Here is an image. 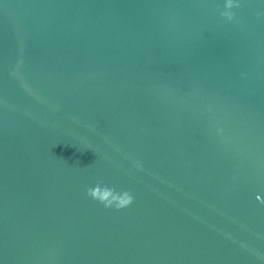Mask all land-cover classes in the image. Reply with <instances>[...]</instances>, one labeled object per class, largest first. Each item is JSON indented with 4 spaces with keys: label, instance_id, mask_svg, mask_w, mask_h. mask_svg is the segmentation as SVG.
Wrapping results in <instances>:
<instances>
[{
    "label": "water",
    "instance_id": "obj_1",
    "mask_svg": "<svg viewBox=\"0 0 264 264\" xmlns=\"http://www.w3.org/2000/svg\"><path fill=\"white\" fill-rule=\"evenodd\" d=\"M0 264H264V0H0Z\"/></svg>",
    "mask_w": 264,
    "mask_h": 264
}]
</instances>
